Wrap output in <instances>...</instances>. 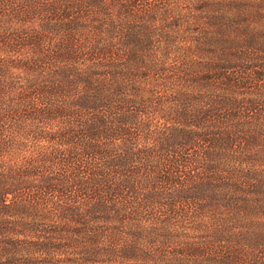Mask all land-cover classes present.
Masks as SVG:
<instances>
[{
  "label": "trees",
  "instance_id": "16d2710c",
  "mask_svg": "<svg viewBox=\"0 0 264 264\" xmlns=\"http://www.w3.org/2000/svg\"><path fill=\"white\" fill-rule=\"evenodd\" d=\"M238 1L0 0V159L12 154L0 161V263L21 235L35 254L78 264H227L238 256L224 229L241 215L256 251L246 264H264V177L215 171L247 154L226 151L231 133L264 123L251 99L264 90V45L246 41L264 30L228 35L244 18ZM179 191L189 196L177 206ZM181 211L203 252L181 234Z\"/></svg>",
  "mask_w": 264,
  "mask_h": 264
},
{
  "label": "rangeland",
  "instance_id": "374dc122",
  "mask_svg": "<svg viewBox=\"0 0 264 264\" xmlns=\"http://www.w3.org/2000/svg\"><path fill=\"white\" fill-rule=\"evenodd\" d=\"M241 4H243V6L246 8L245 14H242L244 18L242 19V21H238L239 23H241L240 25L241 27L235 33H232V34L228 33V35H230L231 37L239 36L241 35V33L249 32L248 28H251L252 30H255V31L257 29L264 30V0H246V2H243V3L242 1H238L234 4V6L237 8V7H240ZM246 41H249V42L256 41L255 47L259 49L263 47L264 45V32L260 31L256 33V35L252 39H247ZM254 51L257 53L256 49ZM260 53L264 56V51L261 50L259 51V55ZM258 58L253 59L252 61H249L245 57H242L240 58V61L242 62V60H244L245 61L244 63L250 67V66L260 63V61H257ZM255 69L257 71V68H253V67L251 70L255 71ZM246 86L247 85H245L244 88H242L240 85L241 87L240 91L238 93L236 92L235 96L238 101V106H240L245 100V96L247 92V90H245ZM253 87H254V84H252V88ZM236 90H239L238 87L236 88ZM251 99L253 101H256V113H258L260 109L264 111V90L259 88L257 84H256V88L252 90ZM231 135H233L232 140L234 142L233 145L235 146L229 144L227 146L226 151L228 149L230 150L238 149L242 152H247V154L239 158L234 157L236 160H233V158H230V159L225 158V162L216 163V169H215L216 173L218 175L221 174L223 177L231 176L233 180H236L237 177L240 174H242L243 171L244 172L254 171L256 172V174H258L257 177H261V176L264 177V123H262V125H258V123L256 122V132L254 133H247V127H244L241 133H235V135L231 133ZM24 150L26 151H23L22 148L20 147L19 163L23 165L26 164V162L33 159L30 157L31 148H29L28 146L27 149H24ZM5 153H12V151L10 149V151H6ZM11 159H12V154L5 155L2 160L0 159L2 169H3V163L9 165L12 162ZM242 190L243 189H241L237 195L238 197H240V199L241 197L242 198L247 197V198H250L251 200L255 198L254 197L255 194L248 195V194H245L244 192H241ZM182 193L183 192L179 191L177 192L175 196H173L174 201H176L177 203V206L181 202L183 204H186L188 202V201L186 202V199L183 200V198L189 196V194L184 192L182 196ZM226 202L227 201L224 202V205H226ZM244 204L246 206L250 203L244 202ZM228 212H229V215H234L236 213V208L234 206H230ZM17 215L21 218H24L26 216L28 222L33 221V220L42 221V219L39 216H35L33 213H27V211L22 208L18 209ZM31 217H35V218L30 219ZM239 220H240V224L238 225ZM180 223L182 225L180 228V230L182 231L181 234L185 236H190L189 243L194 238L193 241L196 242L194 243V247L197 249L196 253L203 252L204 249L203 250L200 249L201 247H203L202 239L200 238L202 237L201 235H204V233L198 231L197 223H195L194 225L193 214L187 211L185 212L181 211ZM31 224H28L29 228ZM228 224L230 227H232L235 230H230L229 228L224 229L225 230L224 238L221 243L224 245V247H226L227 255L231 256L232 253H235L238 256V258L231 259V262H228L227 264H235V263L246 264L247 258H248L247 257L248 252L249 254L251 253L250 259L256 260V257H255L256 251L254 252L255 253L254 254L253 251L249 250L251 249V247H249L247 243V231L248 230L245 227V222H243V218H241V215H239L235 219L232 216H230L228 218ZM44 225L42 226V225L36 224L33 227L34 232L44 231V229H51V227L54 228L53 222H50V221H47ZM196 238H198V240ZM15 239H17L16 246L13 247L15 249L11 253V255H14V256L11 259H7L9 260V262H4L0 264H55L56 262H58L57 260L65 261L64 263L61 262L59 264H78V263H72L74 262V260H72L71 262H67L66 259L61 260L60 258H55L53 252L41 250L38 254H35L34 250L32 249V247H30V245H26L25 247H23V245L21 244V242L29 241L25 239L24 236L18 235L17 238ZM37 250L38 249H36V251Z\"/></svg>",
  "mask_w": 264,
  "mask_h": 264
}]
</instances>
